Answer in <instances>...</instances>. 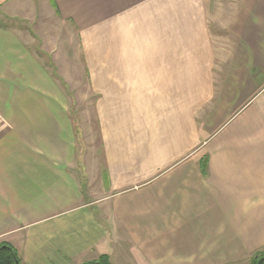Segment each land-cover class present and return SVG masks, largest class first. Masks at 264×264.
<instances>
[{
    "label": "crops",
    "instance_id": "0c3cea01",
    "mask_svg": "<svg viewBox=\"0 0 264 264\" xmlns=\"http://www.w3.org/2000/svg\"><path fill=\"white\" fill-rule=\"evenodd\" d=\"M36 1L0 0V244L21 264L264 253V0H42L72 31L43 50L19 28Z\"/></svg>",
    "mask_w": 264,
    "mask_h": 264
},
{
    "label": "rangeland",
    "instance_id": "374dc122",
    "mask_svg": "<svg viewBox=\"0 0 264 264\" xmlns=\"http://www.w3.org/2000/svg\"><path fill=\"white\" fill-rule=\"evenodd\" d=\"M35 1V0H33ZM40 0H37L35 5L37 10L38 20L34 23L32 30H29L27 23L25 22V25H22L19 23V28H23L24 31H26V35L31 32V35L34 36L35 33V41L32 42V46L35 49H55V45L58 44L59 40L67 39L70 40L71 37V30L67 27V24H64L63 22H57L53 15L49 12V10L46 9V6L39 2ZM41 20V21H40ZM18 22L15 20H12L8 12H5L0 10V27L1 28H17ZM61 24V25H60ZM62 26V27H61ZM58 33H61V35H58ZM68 33V34H67ZM30 35V37H31ZM67 35V37H66ZM214 41V40H213ZM66 45V44H65ZM71 49H65V51L70 52ZM62 54H65L63 51H61ZM263 254V253H260Z\"/></svg>",
    "mask_w": 264,
    "mask_h": 264
},
{
    "label": "trees",
    "instance_id": "16d2710c",
    "mask_svg": "<svg viewBox=\"0 0 264 264\" xmlns=\"http://www.w3.org/2000/svg\"><path fill=\"white\" fill-rule=\"evenodd\" d=\"M206 164L202 163L201 170L205 173ZM264 256L259 254L254 256L248 264H264V260L258 263V260ZM0 264H21L20 260L11 246L8 244H0ZM84 264H111L109 258L106 255L99 257L97 260L87 262Z\"/></svg>",
    "mask_w": 264,
    "mask_h": 264
},
{
    "label": "water",
    "instance_id": "95a60500",
    "mask_svg": "<svg viewBox=\"0 0 264 264\" xmlns=\"http://www.w3.org/2000/svg\"><path fill=\"white\" fill-rule=\"evenodd\" d=\"M264 260V256L261 257L259 260H258V263L262 262Z\"/></svg>",
    "mask_w": 264,
    "mask_h": 264
}]
</instances>
